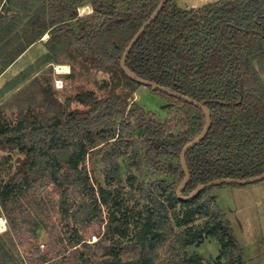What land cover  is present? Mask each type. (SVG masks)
<instances>
[{
    "label": "trees",
    "instance_id": "16d2710c",
    "mask_svg": "<svg viewBox=\"0 0 264 264\" xmlns=\"http://www.w3.org/2000/svg\"><path fill=\"white\" fill-rule=\"evenodd\" d=\"M7 2L16 14L6 24L0 12L1 33L21 22L19 13L27 10V3L45 4L30 17L32 37L15 49L6 68L49 33L45 46L52 52L66 50L84 70L110 75L102 85L109 90L106 96L92 90L77 95L85 109L67 112L51 96L46 100L48 110L20 113L15 123L0 115V148L25 155L23 164L0 180V209H7L14 195L33 187L40 174L57 186L62 197L64 232L75 246L72 259L67 261L50 243L47 253L37 248L40 262L155 264L168 240L187 249L211 237L220 245L217 257L184 252L183 261L249 264L232 224L220 207L212 208L216 186L245 184L208 186L185 201L177 195L185 178L180 154L204 129L205 111L179 95L145 84L152 94L171 103L168 119H157L155 112L130 99V92L141 83L125 73L121 59L161 0H0V8ZM86 3L93 5V12L79 14V6ZM126 65L143 79L204 102L211 111L208 133L186 154L190 179L184 195L214 180L248 179L264 172V0H216L190 8L179 0H167L130 50ZM122 87L125 91L120 93ZM100 139L116 141L104 157L106 186H96L81 166L89 147ZM130 144L139 146L132 163L141 169L146 159L153 175L139 181V190L125 192L124 184L112 192L108 185L124 183L117 157ZM168 159L178 160L171 170L172 183L158 179L168 172ZM136 177L131 172L125 179L132 188ZM148 181L152 188L147 189ZM70 186L85 196L74 210L67 194ZM198 219L202 221L197 223ZM98 220L105 223L104 232L92 247L85 234ZM176 227L182 230L176 232Z\"/></svg>",
    "mask_w": 264,
    "mask_h": 264
},
{
    "label": "rangeland",
    "instance_id": "374dc122",
    "mask_svg": "<svg viewBox=\"0 0 264 264\" xmlns=\"http://www.w3.org/2000/svg\"><path fill=\"white\" fill-rule=\"evenodd\" d=\"M184 1L186 0H181L183 4H185ZM201 1L203 0H187V3L190 7H196L201 4ZM208 2L210 1L206 3ZM43 4L45 3H27V10L19 13L22 16L21 22L13 28L10 27L4 33L0 32V73L6 68V62L15 53V49L19 45H24L26 40L32 37L33 30L29 26V20L34 12L43 7ZM122 9L123 7L120 6L119 10ZM3 10L5 15L3 23L7 24L16 13L9 6V2L4 5ZM78 12L80 14L79 9ZM42 39L43 37L38 44L41 45V49L33 55L29 54V58L31 55L35 57L29 64L18 73L10 70L0 80V115L12 123L19 120L20 113L48 110L46 100L51 96L59 100L64 110L72 112L75 109L86 108L77 98L80 92L92 90L98 96L108 94L109 90L102 88L104 82L110 79L108 73L84 70L82 65L76 62L75 58L66 50L56 54L45 46ZM59 63L68 64L69 72L58 73L57 65ZM71 63L75 64L74 68H72ZM71 72L73 74H70ZM57 81H60L59 86ZM135 88L130 92L131 101H136L146 110L155 112L158 115L157 119L161 121L168 119L171 110L170 102L155 96L143 84H137ZM125 89L129 91L130 88L126 87ZM124 91L123 87L119 88L120 93ZM115 145V140L100 139L89 147L86 160L81 166L89 173L91 181H94L96 186L107 185L104 157ZM138 147L137 144L135 146L130 144L120 149L117 159L123 167L124 183L115 182L108 185L107 188L110 191L115 192L124 184H126L123 190L125 192L135 188L139 190V181L148 174L153 175L149 172L150 167L148 164L146 165V159L141 169L132 163L133 156L139 154ZM24 161L25 155L17 149L0 148V180L4 179L10 172H15L19 164H23ZM177 164V159H168L166 161L168 172L160 174L158 179L164 178L167 182L172 183L173 173L171 170ZM64 168L67 170L65 163ZM131 172L137 175V182L133 188L125 180ZM36 177L33 187L23 194L14 195L9 200L7 209H0V217L4 218L6 224V229L0 230V264H42L39 258L40 253L36 252L37 248H40L42 253H47L50 250V243L58 247L62 255H66L67 261L72 259L70 254L75 246H72L66 239L69 233L64 232L66 221L61 209L63 203L60 191L45 175L40 174ZM150 183V181L147 182V189L151 187ZM67 194L73 210L85 199L83 193L73 189L72 186L69 187ZM213 195L217 196V199L212 208L220 207L226 219L232 224L249 264H264V179L245 185H218L213 189ZM133 200H129V203L132 204ZM145 202L142 200V204ZM70 218L73 219V215ZM201 221L202 219H198L196 222ZM104 224L98 220L86 231L85 239L92 244V247H95L94 244L102 237L104 229L101 227ZM180 230L182 228H175L176 232ZM62 236H64L63 240L61 239ZM112 243L113 241H109V244ZM123 245L126 249H130L128 242L125 241ZM219 248V243L211 237H207L202 243L187 249H183L174 241L168 240L159 249V258L155 264H186L183 261L184 252L198 253L205 259L215 258L219 255Z\"/></svg>",
    "mask_w": 264,
    "mask_h": 264
},
{
    "label": "water",
    "instance_id": "95a60500",
    "mask_svg": "<svg viewBox=\"0 0 264 264\" xmlns=\"http://www.w3.org/2000/svg\"><path fill=\"white\" fill-rule=\"evenodd\" d=\"M166 1L167 0H161L158 8L152 14V16L149 18V20L142 26V28L135 35V37L132 39V41L130 42V44L128 45V47L126 48V50H125V52H124V54L122 56V59H121V67H122V69L125 71V73L129 77L137 80V82H139L141 84H145V85H150V86H153L154 88H157V89H160V90H164V91H168L170 93H174L176 95H179L182 98H184V99H186V100H188L190 102H193V103L199 105L205 111V114H206V124H205L204 129L202 130V132L200 133V135L198 137H196L194 140H192L191 142H189L188 144H186L184 146V148L182 149L181 154H180V161H181V165H182V167H183V169L185 171V178H184V180L182 181V183L179 185V187L177 189L178 198L180 200H182V201H185V200H187L189 198H192V197L196 196L200 191H202L206 187L212 186V185H217V184H222V183L249 184V183H254V182L263 180L264 179V172L262 174L258 175V176H255V177H252V178H248V179L221 178V179H218V180H214V181H212L210 183H207V184H203V185L198 186L189 195H184L183 194V189L185 188L186 184L188 183V181L190 179V170H189V167H188V164H187L186 154H187L188 150H190L192 147H194L196 144H198L206 136V134L208 133V130H209V128L211 126V123H212L211 111H210L209 107L204 102H199L197 100L192 99L189 96H186V95H182V94H178L176 92H173L170 89H168V88H166V87H164L162 85H159V84H157L155 82H152V81L143 79V78L137 76L126 65V60H127V57L129 55L130 50L132 49V47L134 46V44L136 43V41L138 40V38L141 36V34L144 32V30L150 25V23L159 14V12L163 8V6H164V4H165Z\"/></svg>",
    "mask_w": 264,
    "mask_h": 264
},
{
    "label": "crops",
    "instance_id": "0c3cea01",
    "mask_svg": "<svg viewBox=\"0 0 264 264\" xmlns=\"http://www.w3.org/2000/svg\"><path fill=\"white\" fill-rule=\"evenodd\" d=\"M207 1H210L208 3H211V2H214L216 0H203L201 1V5H204L206 4ZM185 4H183L180 0V5L183 6V7H188L190 8V6H188V3H187V0L184 1ZM198 7V6H196ZM0 12L1 13H4V10H3V7L0 8ZM91 13V12H90ZM46 35V34H45ZM45 35L43 36V39L42 41H46L47 39L44 38ZM40 39L36 42H34L32 45H30L26 51H24V53H22L15 61H13L9 67H7L6 69H4V71H1L0 73V80L2 79V77H4L10 70L14 71L15 73H18L20 70H22L27 64H29L31 62L32 59H34L35 57H33L32 55L39 49H41V45H38L40 43ZM44 46V45H43ZM42 46V47H43ZM32 54L31 55V58H29V54Z\"/></svg>",
    "mask_w": 264,
    "mask_h": 264
},
{
    "label": "bare ground",
    "instance_id": "6f19581e",
    "mask_svg": "<svg viewBox=\"0 0 264 264\" xmlns=\"http://www.w3.org/2000/svg\"><path fill=\"white\" fill-rule=\"evenodd\" d=\"M89 9H91L93 11V7H92L91 3H86V4H82L79 6V11H80V14H82V15H85V14L92 12V11H89ZM49 36H50V34L46 33L44 38L48 39ZM57 71H58V73H67V72H69V65L66 63H59L57 65ZM5 225L6 224H5L4 218L0 217V230L4 231L6 229Z\"/></svg>",
    "mask_w": 264,
    "mask_h": 264
},
{
    "label": "built area",
    "instance_id": "2783aa9c",
    "mask_svg": "<svg viewBox=\"0 0 264 264\" xmlns=\"http://www.w3.org/2000/svg\"><path fill=\"white\" fill-rule=\"evenodd\" d=\"M60 81H57V84L59 83ZM58 86H59V84H58Z\"/></svg>",
    "mask_w": 264,
    "mask_h": 264
},
{
    "label": "clouds",
    "instance_id": "9594fccd",
    "mask_svg": "<svg viewBox=\"0 0 264 264\" xmlns=\"http://www.w3.org/2000/svg\"><path fill=\"white\" fill-rule=\"evenodd\" d=\"M89 11H92L91 9H89Z\"/></svg>",
    "mask_w": 264,
    "mask_h": 264
}]
</instances>
